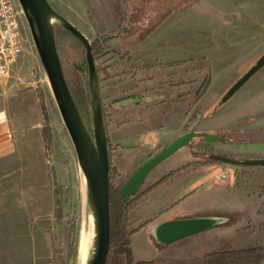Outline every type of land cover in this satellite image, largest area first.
I'll return each mask as SVG.
<instances>
[{"label": "rangeland", "instance_id": "obj_1", "mask_svg": "<svg viewBox=\"0 0 264 264\" xmlns=\"http://www.w3.org/2000/svg\"><path fill=\"white\" fill-rule=\"evenodd\" d=\"M240 1L242 0H87L88 17L92 24L90 33L86 34L87 39L92 43L96 38H109L101 51L102 55L95 57L98 77L101 79L99 84L101 99L109 120V131L126 125L117 126L115 122L131 116L129 111L135 105H139L133 114L135 119L146 117L145 121L138 125L158 128L160 123H163L173 129L180 128L185 131L184 133L193 130L191 124L203 119L204 116H214L215 121L218 116L221 117L220 115L224 118L232 113L244 115L247 113L246 108L259 106L260 97L264 100V66L253 73L229 98H224L230 88L264 54V46L255 52L245 53L238 47L229 48L226 46L227 42L221 41L224 32L230 30L224 26L222 19L226 16L236 17L237 13L242 12L239 9ZM250 1L264 3V0ZM60 13L62 14L61 11ZM235 21L236 24H246L245 20ZM19 22L23 51L10 73L6 76L0 75V110L5 111L9 117L12 138L16 144V156L6 160L11 163V170L0 171V196L13 201L0 203V216L5 214V208L9 206L15 205L16 211H23L21 196L31 198L34 212L52 206L56 218L54 229H57L54 233L53 247L46 250L44 247L46 241L44 238L40 239L41 245L33 250L31 262L30 260L24 262L21 257L23 255L19 252L18 260L26 264H47L53 257L56 264H77L80 258H77L80 230L85 222L89 223L87 220H90L91 216L86 199L85 180L23 14ZM52 22L56 48L69 89L75 96L85 95L88 70L87 72L84 70L86 61L84 48L55 20ZM229 23L232 26V22ZM153 26L156 29L145 37L146 32L149 34ZM152 35L154 41L143 47L142 52L135 50L136 46L144 43ZM243 38L245 37H241V40H244ZM259 38L260 35L257 39ZM241 43L243 46L247 45L245 41ZM154 54L171 58L150 57ZM187 59H192V62L182 67L168 66ZM138 64L157 66L151 70H133L129 73L131 68ZM102 67L106 70H101ZM169 71L178 74L167 79L165 74ZM206 72L210 74L207 92L205 91L206 94L204 92L198 99V101L201 99L200 104H197V101L189 107L190 97L178 98L177 95L185 94L189 89L195 90ZM152 76L154 79H150ZM120 98L122 99L119 100ZM162 99L168 101L162 108L163 112L161 106L156 104ZM148 105L153 108H148ZM257 114L260 113L252 116ZM252 116L241 119L242 124L230 130L232 134H228L229 131L225 129L215 130H225L223 135L233 138H254L259 130L264 128L245 130L246 134L243 129H239L240 126L246 125L243 123L251 121L248 118ZM110 142L113 145L117 144L111 140ZM118 145L121 148L111 152L112 169L119 168L122 174L130 176L143 162L167 144L145 145L143 148L138 146L136 151L129 155L124 152L126 147ZM239 150L244 154L220 151L218 144L206 139L194 140L162 161L157 169L144 179L138 192L143 191L170 170L196 160L194 154L196 152H216L237 160L264 159V149ZM134 159L136 162L127 170ZM220 163L224 162L208 165L227 168L228 174L222 172L220 176L225 174L226 181H230L231 185L225 187L218 185L219 190H207L199 200L203 207L218 210L189 215L180 212L178 215L215 216L224 218L225 222L231 218L234 222L229 225L221 223L207 231L162 246L152 241L154 238L152 229L134 233V236H131L134 261L158 257L173 264H203L202 249L207 251L226 249L223 245L218 246L223 240L228 241L234 249L252 246L264 248V199L259 193L264 177V166L234 164L229 166ZM223 167L222 170L225 171ZM137 209H132L128 216V226L131 229L137 227L140 222L136 218ZM212 212L225 213L228 216L210 214ZM158 221L150 224L155 226ZM40 223L47 225L45 219L40 220ZM91 223L93 228V220ZM2 246L3 244H0V247ZM262 251V254L258 255V264H264V249ZM118 252L119 249H116L115 255ZM196 256L200 258L194 259ZM9 257L10 252L0 250V260ZM224 260L225 258L222 263Z\"/></svg>", "mask_w": 264, "mask_h": 264}, {"label": "crops", "instance_id": "obj_2", "mask_svg": "<svg viewBox=\"0 0 264 264\" xmlns=\"http://www.w3.org/2000/svg\"><path fill=\"white\" fill-rule=\"evenodd\" d=\"M86 1L87 0H52L57 8L62 12L63 16L85 36L90 33L92 29V24L88 17ZM239 7L242 12L237 13L236 17L235 15L233 17H223L222 22L224 23V26H227L230 30H226L224 32L221 41L223 43L227 42L229 46H226L229 48L238 47L245 53H252L264 46V3L258 4L256 1L242 0L239 3ZM235 20H245L246 24H236ZM229 21L232 22V26ZM258 35H260L259 39H257ZM241 37H245L243 38L244 40H241ZM152 41H154L153 35L144 43L136 46L135 50L142 52V48L148 46V43H152ZM241 41H245L247 45L243 46ZM144 54L145 53H143V55ZM150 57L162 59L166 56L163 55L159 57L157 54H154ZM260 98L261 101L258 103L259 106L246 108L245 110L247 113L244 115L241 113H232L229 117L225 118L220 115L221 117L219 118L218 116L215 121L213 118L214 116H204L203 119L192 123L191 127L196 132L225 129L229 131L228 134H232L230 133V130L238 128L236 126L242 124L241 119L249 115L252 116L256 113L264 112V100H262V97ZM199 101L197 104H200ZM262 101L263 103H261ZM128 103H130V101H128ZM243 124L246 125L243 127L240 126V130L243 129L245 131L264 128V116L251 119V121ZM159 126L160 127L156 128L146 127V125L126 124L113 131L110 130L108 132V136L112 142L114 141L117 144H121L123 147H126L124 148V152L126 155H129L130 153H134V151H136V147L138 146L143 148L145 145L162 146L169 144L176 137L185 132L180 128L173 129L163 123H160ZM190 129L191 128H189V130ZM225 134H227V132ZM12 137L9 117L5 111L0 110V171H10L11 163L6 160L16 156V144ZM254 138L259 141L246 144L221 142L220 140H213V142L214 144L219 145L220 151L233 154H244L241 150H239L240 148L258 150L264 149V130H259L258 135L256 137L254 136ZM135 162L136 159L128 165L129 167L127 170L132 168ZM220 164L229 166L233 165L228 163ZM157 167L153 170L157 169ZM222 167L223 166L220 165H208L195 170L189 169L179 175L176 179L170 180L168 183L161 186L150 196L148 200L135 210L136 218L140 220L139 224H141L144 220L153 217L159 210L167 208L172 203L176 204L156 219L159 220L158 224L165 220L189 217L187 215H178L180 212L189 215L196 214L198 212L218 210L216 208L207 209L203 207L202 203H199V200L201 195H203L207 190H219V187L231 185L230 181H226L227 178H222L220 176L222 172H226L228 174L229 171L226 170L227 168L225 167H223L225 171L222 170ZM121 168L123 170L125 169L123 168V165H121ZM218 185L220 186L217 187ZM20 198H22L20 202H23L24 204L23 211H16L15 205L12 207L9 206L5 208V214L0 216V244H3V246L0 247V250L8 251L11 254V257L9 258L1 259L0 264H26L18 260V252L23 255L21 257H23L24 262L27 260H30L29 262H31V260H33V250L38 249L41 245L40 239L44 238L46 241L44 245L46 250H51L55 241L54 233L57 229H54L56 218L54 217L52 206H49L48 209L45 208L43 211L34 212L31 198L27 196H21ZM2 202L8 203L13 201L8 199V197L5 198L0 196V203ZM44 219L46 220L47 225H45L46 223H43V225L40 223V220ZM40 226L44 227L42 228ZM155 226L148 224L146 227H143L141 230L136 232V234L143 230L150 231Z\"/></svg>", "mask_w": 264, "mask_h": 264}, {"label": "water", "instance_id": "obj_3", "mask_svg": "<svg viewBox=\"0 0 264 264\" xmlns=\"http://www.w3.org/2000/svg\"><path fill=\"white\" fill-rule=\"evenodd\" d=\"M25 16L34 44L44 68L58 111L73 144L77 162L85 180L86 199L93 219L91 256L86 264H106L110 240L109 170L110 156L102 117V107L96 83V71L91 42L48 0H17ZM52 20L74 36L83 46L88 70V85L91 96L92 133L84 123L74 102L61 60L56 48ZM264 66V54L225 95L229 98L253 73ZM134 102V101H133ZM193 137L220 140L219 136L190 130L167 144L155 155L143 162L121 187L124 196H133L148 174L162 161L190 144ZM212 159L234 165L264 166V159L236 161L221 155ZM225 222L222 217L194 216L165 220L152 230L155 241L168 245L183 238L207 231Z\"/></svg>", "mask_w": 264, "mask_h": 264}, {"label": "trees", "instance_id": "obj_4", "mask_svg": "<svg viewBox=\"0 0 264 264\" xmlns=\"http://www.w3.org/2000/svg\"><path fill=\"white\" fill-rule=\"evenodd\" d=\"M51 6L60 13V10L57 8V6L52 2V0H48ZM160 23V22H159ZM159 25V24H158ZM157 27V25H156ZM156 29L154 26L151 27V30L148 34V31L146 32V36L148 37L153 31ZM109 38H103L99 39L96 38L92 43H91V48H92V54L94 56V62H95V57H99L102 55V49L105 47L106 41ZM192 62V59H187L181 62H174L171 64H168L169 67H182L184 64ZM157 66V65H155ZM155 66H147L143 64H138L134 67L131 68V71L129 73H132L133 70H151ZM156 68V67H155ZM158 68V67H157ZM106 70L105 67H102L101 70L104 71ZM84 70L87 72V65L86 61L84 63ZM95 71H96V83L98 87V92L100 95V100H101V107H102V117H103V124L105 128V133L107 136V141H108V149H109V156H110V170H109V211H110V240H109V250H108V255H107V261L106 264H173L172 262H167L162 258H153V259H148V260H139V261H134L133 259V251L131 247V236L138 232L140 229L143 227L147 226L151 222L155 221L159 216H161L163 213L168 211L172 206H174L176 203L170 204L167 208L159 210L152 218L145 220L142 224L138 225L135 228H129L128 226V216L129 213L132 209L138 208L140 205H142L146 200L150 198V196L161 186L164 184L168 183L170 180L176 179L179 175L183 174L186 170L189 169H198L204 165L212 164V163H218L219 161L212 159V155H221L227 158H230L232 160L236 161H242L240 159H236L234 157H231L226 154H219L216 152H206V151H200L194 153L195 156L197 157L196 160L189 162L179 168H176L174 170H170L167 174L159 178L156 182L145 188L141 192H136L133 196H124L121 193V187L123 184L126 182V180L129 177V174H122L121 169L119 168H114L112 169L111 166V152L114 151L115 149L121 148L120 145L116 144L113 145L108 137V132H109V120H107V113H106V108L105 105L102 102L101 99V92H100V78L98 77V71L95 65ZM178 73L175 71H169L165 74L167 79H171V77H174ZM65 76V75H64ZM66 78V77H65ZM150 79H154V76H152ZM143 80V79H142ZM183 80L180 81L182 83ZM210 82V74L209 72H206L204 75V79L195 90L191 89L185 94L177 95L178 98L183 97H190L191 103L189 107L193 106L198 99L203 95V93L206 91L208 85ZM68 84V83H67ZM72 97L74 99V102L79 110V113L86 124L87 128L89 131L92 133V116H91V96H90V90H89V85L87 86V93L85 95H80L78 94L77 96L74 95V93L70 90ZM80 95V96H79ZM129 97V96H128ZM131 97V96H130ZM133 97V96H132ZM120 98L119 100H121ZM118 101V100H117ZM176 102V101H175ZM179 102V101H177ZM168 103V101L162 99L160 102H157L156 104L160 105L162 109L163 106H165ZM155 104V105H156ZM139 105H135L134 108H132L129 113L132 114L131 116L127 117L126 119H121L115 124L117 126H120L122 124H129V123H141L145 121V118L140 117L138 120L135 119L134 117V112H136V108H138ZM148 108H153V106L148 105ZM187 107V109H189ZM164 110V109H162ZM264 116V112L257 114L255 116H252L248 119H255ZM112 120H110V123ZM160 127V126H158ZM225 130H209L205 131L204 133L215 135L221 137V140L223 142H228V143H254L257 142V139L255 138H250V139H243V138H233L230 136H225L223 135V132ZM199 140V139H204L203 137H193L190 140L193 142L194 140ZM240 166V165H239ZM260 196L264 199V177L263 181L260 185ZM210 214H215V215H222V216H228L227 214H223L220 212H212ZM230 218V217H228ZM234 221L230 218L228 221L222 223L221 225H229L233 223ZM153 240V238H152ZM154 241V240H153ZM225 246L226 249L223 250H204L202 249V257H203V264H258V255L262 254V250L264 249L263 247L259 246H252L248 248H243V249H234L231 247L230 243L228 241H220L218 243V246ZM162 246V245H160ZM119 249V252L116 253L115 255V250ZM116 256L118 257V260H116ZM200 256H196L194 259H199ZM225 258L224 262L222 263V260Z\"/></svg>", "mask_w": 264, "mask_h": 264}, {"label": "built area", "instance_id": "obj_5", "mask_svg": "<svg viewBox=\"0 0 264 264\" xmlns=\"http://www.w3.org/2000/svg\"><path fill=\"white\" fill-rule=\"evenodd\" d=\"M22 10L17 0H0V75L6 76L23 51L20 35ZM225 174H222V178ZM47 264H56L52 257Z\"/></svg>", "mask_w": 264, "mask_h": 264}, {"label": "bare ground", "instance_id": "obj_6", "mask_svg": "<svg viewBox=\"0 0 264 264\" xmlns=\"http://www.w3.org/2000/svg\"><path fill=\"white\" fill-rule=\"evenodd\" d=\"M92 215L90 216V220L81 227L78 247H77V264H85L89 254L91 253V244L93 240V228H92ZM91 223V224H90Z\"/></svg>", "mask_w": 264, "mask_h": 264}, {"label": "flooded vegetation", "instance_id": "obj_7", "mask_svg": "<svg viewBox=\"0 0 264 264\" xmlns=\"http://www.w3.org/2000/svg\"><path fill=\"white\" fill-rule=\"evenodd\" d=\"M203 79H204V76H203V78H202V80H201V82H200V84H199V85H201V83H202ZM189 90H191V89H189ZM189 90H188V91H189ZM188 91H187V92H188ZM220 138H221V137H220ZM220 141H221V142H223L221 139H220ZM137 191H138V189H137ZM137 191H136V192H137ZM136 192H135V193H136ZM135 193H134V194H135ZM153 240H154V241H153ZM153 240H152L153 242H156L154 238H153ZM158 244H159V243H158ZM160 245H161V244H160Z\"/></svg>", "mask_w": 264, "mask_h": 264}]
</instances>
